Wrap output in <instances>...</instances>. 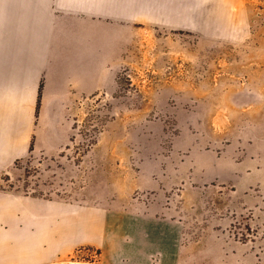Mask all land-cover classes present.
<instances>
[{"label":"rangeland","instance_id":"374dc122","mask_svg":"<svg viewBox=\"0 0 264 264\" xmlns=\"http://www.w3.org/2000/svg\"><path fill=\"white\" fill-rule=\"evenodd\" d=\"M74 3L31 10L77 31ZM16 13L0 44L29 25L28 5ZM91 19L106 32L96 81L0 63V189L128 190L137 211L185 221L201 264H264V0H121Z\"/></svg>","mask_w":264,"mask_h":264},{"label":"crops","instance_id":"0c3cea01","mask_svg":"<svg viewBox=\"0 0 264 264\" xmlns=\"http://www.w3.org/2000/svg\"><path fill=\"white\" fill-rule=\"evenodd\" d=\"M37 1L48 0H0L2 15L16 17L24 5H28L30 14L28 26L24 27L22 20L14 29L12 44H0V48L15 49L0 63L38 66V72L46 65L57 64L61 66V86L82 81L84 75L88 81L98 80L103 74L98 67L104 65L105 55L100 39L106 32L99 31L98 23L91 18L98 12L105 15L115 5L119 10L121 0H64L84 8V27L77 31L71 29L78 26L74 20L64 26L51 14L32 11ZM25 137L20 144L23 149L28 141ZM67 143L48 142L58 144L59 149ZM129 194L128 190L118 191L112 193L113 198L97 190L77 198L0 189V264H58L83 245L100 247L106 264H201L196 254L191 255L194 246L183 243L184 220L166 218L157 205L139 212L130 203Z\"/></svg>","mask_w":264,"mask_h":264},{"label":"built area","instance_id":"2783aa9c","mask_svg":"<svg viewBox=\"0 0 264 264\" xmlns=\"http://www.w3.org/2000/svg\"><path fill=\"white\" fill-rule=\"evenodd\" d=\"M58 264H106L102 258L100 247L83 245L77 247L68 260Z\"/></svg>","mask_w":264,"mask_h":264}]
</instances>
